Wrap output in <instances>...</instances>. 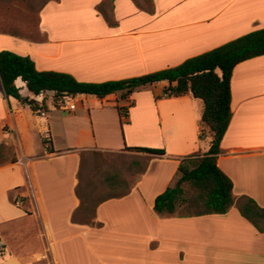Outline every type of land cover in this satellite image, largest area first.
Wrapping results in <instances>:
<instances>
[{"label":"crops","instance_id":"obj_1","mask_svg":"<svg viewBox=\"0 0 264 264\" xmlns=\"http://www.w3.org/2000/svg\"><path fill=\"white\" fill-rule=\"evenodd\" d=\"M262 27L264 0H48L29 33L0 29V50L30 57L37 70L103 82L178 65ZM20 80L21 95L46 96L48 111L37 114L0 87V143L17 157L0 165V264H264V232L236 207L242 196L264 207V54L231 73V118L216 164L232 181L234 204L223 214L153 210L180 159L208 148L209 137L199 139L201 99L164 96L168 82L159 81L126 96L76 94L77 108L68 111L52 105V91L34 96ZM78 109L85 118L66 121ZM126 147L164 154L148 153L128 191L96 206L93 225L73 222L82 152Z\"/></svg>","mask_w":264,"mask_h":264},{"label":"trees","instance_id":"obj_2","mask_svg":"<svg viewBox=\"0 0 264 264\" xmlns=\"http://www.w3.org/2000/svg\"><path fill=\"white\" fill-rule=\"evenodd\" d=\"M263 54L264 27L251 30L217 47L189 57L175 66L126 79L82 82L68 73L37 70L30 57L3 49L0 50V87L4 97H12L22 104H27L37 114L48 111L47 97L44 96L38 102L34 98L21 95L20 88L15 85L17 78L22 80L27 90L34 96L52 91L51 103L54 107H57L56 101L63 95L92 94L103 98L120 91L126 96L137 88L159 81L168 82L163 91L164 96L178 97L189 94L193 98L201 99L203 109L198 123L199 139L207 135L208 148L180 159L175 182L156 195L153 210L163 215L223 214L234 204L232 181L216 164L219 144L231 118V73L237 63ZM117 111L120 116H126L124 107H117ZM126 150L164 154L163 149L153 147H126ZM16 160V154L5 143H0V162L14 163ZM81 167L82 157L75 187L79 206L73 212L71 220L91 226L96 206L108 198L124 195L128 187L120 194L96 196L92 192L100 184L89 182L87 188L90 187V190L87 189L84 193ZM102 183L122 186L125 185V180L117 175H111ZM9 198L14 203L27 204L25 197H13L9 194ZM242 199L236 203L237 209L258 231L264 232V207L259 206L251 198L242 196ZM181 206H192L197 211L192 214L176 213Z\"/></svg>","mask_w":264,"mask_h":264},{"label":"rangeland","instance_id":"obj_3","mask_svg":"<svg viewBox=\"0 0 264 264\" xmlns=\"http://www.w3.org/2000/svg\"><path fill=\"white\" fill-rule=\"evenodd\" d=\"M45 0H0V10L3 7L7 8L6 14L2 15L7 21L6 27L4 24L0 25L1 30H7L14 33H29L34 29L37 12L39 8L44 4ZM1 23V22H0ZM22 84V80L19 81ZM81 94L76 96L80 98ZM64 111L65 115H68ZM76 116H67L65 119L69 123H77L80 119L85 118V114L81 110H76ZM53 119L58 122L59 114L57 111L53 112ZM206 132V131H205ZM207 134V133H205ZM206 136V135H205ZM42 137V141H44ZM205 138H201L204 142ZM11 150V149H10ZM150 155L145 152L138 151H100V150H88L83 151L82 167H81V181L83 185V192L88 187L89 182L99 183L95 191L92 193L96 196H109L122 193L127 187H130L139 176L142 171L147 158ZM4 164L0 162V165ZM111 175H117L121 179L125 180V185H107L103 184L102 181ZM87 192V191H86ZM197 209L192 206H181L177 209L176 213H194ZM3 255V249L0 246V257Z\"/></svg>","mask_w":264,"mask_h":264},{"label":"built area","instance_id":"obj_4","mask_svg":"<svg viewBox=\"0 0 264 264\" xmlns=\"http://www.w3.org/2000/svg\"><path fill=\"white\" fill-rule=\"evenodd\" d=\"M57 107L68 110L74 111L77 108V101L74 99V95H63L56 101ZM0 246L2 248V243L0 242Z\"/></svg>","mask_w":264,"mask_h":264}]
</instances>
